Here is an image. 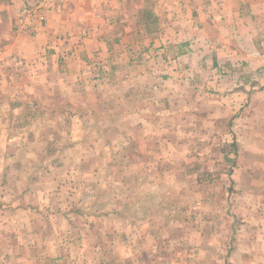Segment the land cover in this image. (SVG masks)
<instances>
[{
	"label": "rangeland",
	"instance_id": "obj_1",
	"mask_svg": "<svg viewBox=\"0 0 264 264\" xmlns=\"http://www.w3.org/2000/svg\"><path fill=\"white\" fill-rule=\"evenodd\" d=\"M146 1H117L103 47L70 17L55 70L9 59L0 264H264V59H213L185 29L206 16Z\"/></svg>",
	"mask_w": 264,
	"mask_h": 264
},
{
	"label": "crops",
	"instance_id": "obj_2",
	"mask_svg": "<svg viewBox=\"0 0 264 264\" xmlns=\"http://www.w3.org/2000/svg\"><path fill=\"white\" fill-rule=\"evenodd\" d=\"M12 1L15 0H0V83L5 81L8 76L5 73L7 69L9 70V64L12 63V61L9 62V59H16L19 56H23L26 59H49L48 65L50 68L53 67L55 70L56 65L61 67L63 59L66 58L60 53V45L55 46V42H52V40L58 34H63L70 30V25L73 24L72 20H70L72 16H75L77 20V32L83 29L85 25L83 21L88 18V15H91L92 21L90 25L92 27L90 30L93 41L96 42L98 47L106 46L109 42L103 38L101 34L102 28L107 20H113L116 14L115 10H119L118 0H111L110 6H106L107 0H44V27L39 25L38 28H34L32 26L29 28L32 31H29L19 21V17H16V14L18 15L17 11L20 12L21 8L16 10L15 6L13 8L8 6ZM17 1L18 6H20L21 3L24 4L26 1L33 0ZM85 1L93 3L92 14H89V7L85 5ZM141 1L148 5L152 3L146 0ZM156 1L157 6L162 3L163 7V3L168 0ZM180 1L183 2L182 8L188 9L195 18L197 16L207 17L204 21H190L185 29L197 36V42L199 40L204 41L207 44L206 48L216 49V51L221 53L220 57L213 56V59H264V0ZM98 5L106 9V11H101L97 7ZM76 7L75 13H71L70 9H75ZM81 8H86L88 13L82 15L83 11ZM158 12L157 14H159ZM138 13V8L134 9L133 15L136 16ZM101 14L103 15L102 21L98 22L97 16ZM208 17H210V20H208ZM108 28L113 29L115 26L108 23ZM34 30L35 33L32 34ZM48 43L51 45H48ZM53 46H55L54 50L51 49ZM202 46L205 47L203 43ZM60 71L63 73L61 68ZM61 81L63 80L61 79ZM6 95H10V92L8 91ZM0 96H3V93H0ZM253 96L255 99L252 100V105L253 102L254 105L256 102H262L264 106V100L261 99V97H264V90L254 93ZM6 109L7 105L0 104V112ZM244 115L245 113L242 117Z\"/></svg>",
	"mask_w": 264,
	"mask_h": 264
},
{
	"label": "built area",
	"instance_id": "obj_3",
	"mask_svg": "<svg viewBox=\"0 0 264 264\" xmlns=\"http://www.w3.org/2000/svg\"><path fill=\"white\" fill-rule=\"evenodd\" d=\"M44 0H33V1H26L24 3V7H25V12L29 11L31 12H38V16L40 19H42L43 21L45 20V5H43ZM40 13H42V15H39ZM24 23V22H23ZM22 23V24H23Z\"/></svg>",
	"mask_w": 264,
	"mask_h": 264
}]
</instances>
